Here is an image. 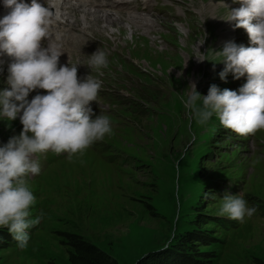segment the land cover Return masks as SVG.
<instances>
[{
	"label": "rangeland",
	"instance_id": "1",
	"mask_svg": "<svg viewBox=\"0 0 264 264\" xmlns=\"http://www.w3.org/2000/svg\"><path fill=\"white\" fill-rule=\"evenodd\" d=\"M174 1L186 15L101 24L96 49L108 66L97 74L115 98L101 114L112 133L71 161L51 151L45 162L60 158L52 165L33 157L41 171L26 178L36 197L30 218H43L24 249L0 228V264H70L82 245L119 264H264V131L242 137L216 115L199 125L184 106L192 84L202 96L212 84L238 92L247 75L221 80L214 52L229 41L253 45L243 28L230 39L225 2ZM1 64L4 90L9 65ZM37 94L47 93L34 90L29 101ZM22 128L19 117L0 116V146ZM225 192L257 211L243 223L217 215Z\"/></svg>",
	"mask_w": 264,
	"mask_h": 264
},
{
	"label": "clouds",
	"instance_id": "2",
	"mask_svg": "<svg viewBox=\"0 0 264 264\" xmlns=\"http://www.w3.org/2000/svg\"><path fill=\"white\" fill-rule=\"evenodd\" d=\"M233 2L241 6L231 9L225 21H234V28L245 29L253 46L229 41L214 53L222 57L220 63L224 64L219 73L221 80L229 73L235 79L246 74L247 82L238 92L221 91L212 84L206 96L192 84L194 91L184 100V106L199 125L216 115L223 128L247 137L264 131V0ZM3 6L7 12L0 18V55L6 54L12 62L6 81L10 87L0 90V116L7 121L19 117L23 128L0 146V228H7L16 246L24 249L30 239L28 230L43 218L42 212L30 218L36 197L26 178L41 171L33 157L41 154L43 158L51 151L57 155L67 153L71 161L74 155L83 154L111 134L112 128L110 118L96 114L91 106L102 82L91 74L78 78L77 65L59 64L63 53L59 46L44 43L50 34L51 8L37 0H31L30 5L22 0H3ZM107 66L106 53L99 48L87 61L91 71ZM37 89L47 94H37L29 101V94ZM256 211L243 197L225 192L217 215L243 223Z\"/></svg>",
	"mask_w": 264,
	"mask_h": 264
},
{
	"label": "trees",
	"instance_id": "3",
	"mask_svg": "<svg viewBox=\"0 0 264 264\" xmlns=\"http://www.w3.org/2000/svg\"><path fill=\"white\" fill-rule=\"evenodd\" d=\"M70 264H119L117 260L95 246H76L69 257Z\"/></svg>",
	"mask_w": 264,
	"mask_h": 264
},
{
	"label": "bare ground",
	"instance_id": "4",
	"mask_svg": "<svg viewBox=\"0 0 264 264\" xmlns=\"http://www.w3.org/2000/svg\"><path fill=\"white\" fill-rule=\"evenodd\" d=\"M225 19H227V18H225ZM224 22V21H223ZM226 22H228V21H226ZM148 27V26H147ZM121 32V31H120ZM138 35H140V34H138ZM142 36H145V35H142ZM140 37V36H139ZM217 38L220 40V41H222V40H224V38L223 37H221L220 38V36H217Z\"/></svg>",
	"mask_w": 264,
	"mask_h": 264
}]
</instances>
